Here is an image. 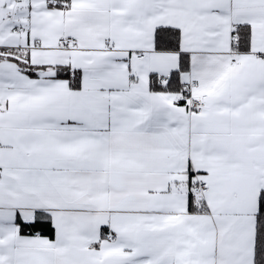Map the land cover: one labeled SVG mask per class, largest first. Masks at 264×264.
I'll list each match as a JSON object with an SVG mask.
<instances>
[{
	"label": "snow or ice",
	"instance_id": "6c2138e0",
	"mask_svg": "<svg viewBox=\"0 0 264 264\" xmlns=\"http://www.w3.org/2000/svg\"><path fill=\"white\" fill-rule=\"evenodd\" d=\"M0 264H264V0H0Z\"/></svg>",
	"mask_w": 264,
	"mask_h": 264
}]
</instances>
